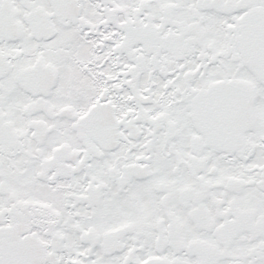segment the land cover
<instances>
[{
	"label": "snow or ice",
	"instance_id": "snow-or-ice-1",
	"mask_svg": "<svg viewBox=\"0 0 264 264\" xmlns=\"http://www.w3.org/2000/svg\"><path fill=\"white\" fill-rule=\"evenodd\" d=\"M0 264H264V0H0Z\"/></svg>",
	"mask_w": 264,
	"mask_h": 264
}]
</instances>
